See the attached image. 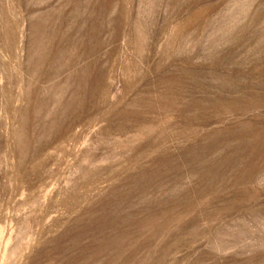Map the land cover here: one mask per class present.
<instances>
[{"label": "rangeland", "instance_id": "obj_1", "mask_svg": "<svg viewBox=\"0 0 264 264\" xmlns=\"http://www.w3.org/2000/svg\"><path fill=\"white\" fill-rule=\"evenodd\" d=\"M0 264H264V0H0Z\"/></svg>", "mask_w": 264, "mask_h": 264}]
</instances>
